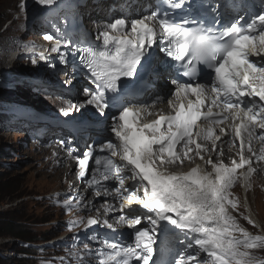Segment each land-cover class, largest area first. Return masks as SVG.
<instances>
[{"label": "snow or ice", "instance_id": "1", "mask_svg": "<svg viewBox=\"0 0 264 264\" xmlns=\"http://www.w3.org/2000/svg\"><path fill=\"white\" fill-rule=\"evenodd\" d=\"M231 2L234 6L235 0ZM34 3L51 6L54 0H34ZM198 3L209 7L207 0H198ZM185 6L188 14L177 16L176 10L183 13ZM20 7L25 9L26 3H21ZM192 7L191 0H160L155 10L131 20L130 25L124 18L107 21L97 35L98 40L102 37L100 45L75 47L71 53L61 51L59 44L51 49L58 53L57 59L61 64L68 63L69 54L74 59L79 54L80 65L87 69L95 85L87 104L94 105L99 116L105 115L108 96L113 94V106L120 107V110L111 114L109 127L119 144L112 139L104 141L99 150L108 154L98 156L95 165H101V160L105 162L102 179L108 181L111 178L118 182L112 191L119 194L123 189L129 193L123 196L121 209L136 204L148 213H154V216H144L149 222L148 228L135 227L142 224L141 216L136 214L138 209L129 208L131 218L119 216L117 224L126 223L134 230V246L118 248L115 244L110 245L114 251L101 264L109 261L115 264H132L133 261L149 264L155 233L161 221L179 229L189 240L175 264H201L202 261L203 264H257L248 252L240 249L264 247V236L251 235L228 211L229 205L233 209L237 207L236 201L229 198L231 193L228 191L236 179V170L249 164L251 159L243 155V140L239 163L233 161V167L212 163L210 157L206 160L212 164L215 178L211 173L200 171L199 166L183 175L166 174L161 170L181 158L177 154V146L184 156H188L193 151L190 146L195 145V155L204 160L201 152L205 149L197 140H212L215 149V141L221 137L213 135V126L229 119L224 113H231L233 120L240 121L234 129L235 137L247 134V151L253 156L256 153L250 145L256 128L264 129V9L250 20L237 14L230 23L222 26L221 10L212 5L209 7L212 25L206 26L202 18L190 15ZM52 38L51 34H45V39ZM68 47L66 42L64 48ZM253 56L260 59L253 61L250 59ZM39 59L48 60V57L41 53ZM32 63L36 64L37 59L33 58ZM161 64L174 77L171 80L175 86L173 94L177 97L194 95L196 100H189L186 108L182 105L173 116H161L140 127L135 122L137 113L125 106L128 97L121 89L128 85V81H122L119 86L118 82L122 77L134 79L138 73L159 76L157 66ZM201 65H206L212 73L211 78L203 83L200 82ZM84 91L87 94L89 89ZM206 95H210L211 104L206 112H202ZM76 107L80 111L79 106ZM214 107L220 112L214 113ZM81 114L88 120L99 122L87 111ZM201 119L207 121V127L197 124ZM162 125H166V129L162 130ZM220 132L224 133L225 129L221 127ZM258 139L264 141V132ZM92 155L89 148L82 157H77L80 177L85 175ZM116 156H119L120 163L111 158ZM257 159H264V154ZM125 171L131 175H123ZM252 171L254 169L250 166L244 178L247 179ZM126 179L133 181V191L129 192L124 187ZM94 180L95 177L87 183L92 184ZM103 191L106 195L111 194L108 187ZM141 191L142 196L139 195ZM103 223L109 229L114 227L108 220ZM95 224L97 220L89 218L86 227ZM234 232H239L240 236H234ZM201 252L207 255L200 257Z\"/></svg>", "mask_w": 264, "mask_h": 264}, {"label": "rangeland", "instance_id": "2", "mask_svg": "<svg viewBox=\"0 0 264 264\" xmlns=\"http://www.w3.org/2000/svg\"><path fill=\"white\" fill-rule=\"evenodd\" d=\"M21 3H26L23 10L20 7ZM87 5L90 8L94 4ZM45 8L48 6H38L34 0H0V113L10 114V110L17 106L15 104L22 101L38 107V112L45 117L52 116L57 111L62 113L63 110H67V103L59 105L56 103L58 110L54 106L56 99L70 100L63 89L73 88L72 84L76 80L74 75H69L68 82L67 79H63L67 76L65 73L48 70L44 76L34 80L35 84H30L29 80L30 75L35 72V64L32 63L33 58L29 55L28 49L41 44L39 42L42 36H39V33H45L46 21L52 22L43 15L48 13ZM59 12L63 14L62 11ZM33 13L42 14L34 16ZM49 16H52V13ZM28 29L32 30L35 36H32ZM21 34L23 36L19 39L20 47L9 48L8 40L10 39L9 43L14 47V37ZM44 43L50 46L48 39ZM9 92H12V95H9ZM84 94L85 92L79 97H73V100H88ZM17 120L16 116L9 115L4 118L0 114V264H79L84 258L87 259L81 264H88V259L96 261L93 246L95 242L88 241L86 236L76 237L69 233L78 224L80 214L71 216L74 212L71 211L74 200L70 199V191H66L64 187L69 186L68 182L73 176L76 178V168H68V164L65 168L62 165L64 163H61L62 175L58 174L59 169L55 167L59 163L56 162L58 158L51 162L50 153L48 156L44 154L43 149L49 146L66 154L64 150L54 146L56 139H62V136H57L56 139L49 138L48 141L44 137L33 138L24 129L10 126ZM206 152L207 149L201 153ZM208 152L214 151L209 148ZM71 161L67 159V163ZM203 166L207 170H213L212 165L204 163ZM233 166L232 163L228 168ZM253 166L258 171L264 169V165ZM69 170L71 171L68 172ZM246 170L244 167L236 170V179L228 189L231 193L229 198L239 205L244 202L243 196H246L259 223L256 227L250 226L249 221L245 219L247 220L245 224L250 227L247 230L245 226V230L253 236H261L259 229L264 231V175L258 173L256 177L254 174L249 176L247 179L250 181L249 186L243 192L241 177L242 172ZM92 174L91 180L98 177L94 176L95 169ZM75 203V210H79L81 205L78 201ZM233 210L238 209L228 207L230 213ZM18 233L24 234L16 236ZM233 235L239 237L240 233L235 235L234 232ZM56 238L63 240L50 245ZM30 247L32 248L29 249L30 255L21 253V250ZM240 251L248 252L257 262L264 252V247L241 248ZM202 255L206 256V253L201 252L200 257Z\"/></svg>", "mask_w": 264, "mask_h": 264}, {"label": "bare ground", "instance_id": "3", "mask_svg": "<svg viewBox=\"0 0 264 264\" xmlns=\"http://www.w3.org/2000/svg\"><path fill=\"white\" fill-rule=\"evenodd\" d=\"M88 3L89 4H94L93 7H90L89 8V6L87 5ZM120 3L123 6H126L127 5L124 2H122V1ZM63 5H68L70 7H76V6H78L85 15H88L91 18H95L96 20L105 21V20H107L109 18H112V19L115 18L114 16H112V14H110V0H57V1L54 0V4L53 5L48 6V8H45V9L48 10V13L45 14V15L48 16L53 11H59V10H62L63 11L64 10V8H62ZM68 9H70V8H68ZM95 10L97 11V13L95 12ZM16 11H18V10H16ZM52 15H53V13H52ZM22 36L23 35L21 34L20 36H15L14 37V41H15L14 47H12L10 45V43H9L10 42V39H9L8 40V44H7L8 47L9 48H18V47H20L19 39ZM35 49L37 50L35 53L28 52L29 55L32 56V58H36L37 59V63L34 66V71L35 72L32 73V74L34 76H36V77H42L48 71V70H46L47 69L48 62H47V60H41V59H39V56H40L41 53H43L49 59V58L52 57V52L50 51L47 54V49L48 48H46V50H44L45 49V46H40V45L39 46H36ZM71 74H74V73L71 72ZM30 77H31V75H30ZM78 78L80 79V77H78ZM49 79H51V78H49ZM63 79H67L68 82L70 81L69 75H67L66 77H63ZM29 80H30L31 83H34L33 79L29 78ZM147 85H149V84H147ZM80 93H82V91H77L76 90L74 96L79 97V94ZM84 96L90 97V95L88 93L87 94L85 93ZM56 103L58 105H59V103H67V110L66 111H68L70 113V115H72V116H74L75 114L72 113L71 110L73 109V112L75 110H77V107H76L77 105L80 108V112L87 111L89 108H91V107L94 106V105H88L87 104V101H82V102L77 101L76 103H72L71 101L65 100V99L57 100ZM88 113L90 115H93V114H95L97 112H96V110H93L92 109ZM142 113H143V110H141V114ZM57 115L58 114H56V112H55L54 113V116H57ZM35 116H36V118H35L34 124H31L30 125V128H32V127H43V126H46L47 127V125H45V122H50L51 124H54V127H53V129L51 131H49L47 133V138H56L57 136H62L64 134V132H62V130L58 127V125L53 122V119L48 118V117H45V116H40V115H35ZM98 121H100V118L99 117H98ZM93 123L96 124L97 122L95 120H93ZM62 128L65 129L64 126ZM234 129H235V126H233L232 129H228L229 135L234 136V138H231V139L225 138V140L220 145V147H221L220 149H218L215 152H208L207 151L204 154L201 153V155L203 157H205V160H201L199 156H196L195 155V153H193L192 155H189L188 154L187 158H184L181 162L176 163V165H169L167 167L168 168V173L167 174L183 175V174H186L187 172L191 171V169L193 167L199 166V170L200 171H202V172H210L211 175H212V177L215 178L216 173L213 172L214 170H211V169L207 170L203 166V163H201V161L202 162L204 161V163H206V160L210 157L211 160H212V163L218 164V163H221L222 162L225 166L227 165L228 162L232 163V161H234V159H235V157H234L235 154L232 152V149L230 150L228 147L231 146L233 148L234 145L239 146L238 141L241 138H243V137H247V135H245V134H241V138L235 137ZM103 132H104V130H103ZM94 137H96V136H94ZM246 141L247 140H244V144H245ZM116 142L119 143L118 140ZM63 143H65V142L63 141ZM58 144H60V143L58 142V140H56L55 143H54V146L56 148H58V149L61 150V148H60V146ZM43 150H44V154H47V156H48V153L51 154V155L49 154V156H50L49 158L50 159L52 158L50 160L51 162L52 161L54 162V159L55 158H58V160L56 162H59V163L55 166L56 168L59 169L58 174L61 173V175H62V172L61 171H63V170L61 169V163H64L62 165L65 168H66V164H68V168H73L74 162L71 161V163L70 162L67 163V159H69V158H68V156L66 154H63L62 152L57 151L56 149H54L51 146H49L47 148H44ZM253 150H254V148H253ZM247 152H248L247 151V148L244 147L243 155L245 156ZM254 152L256 153V155L254 156V164L253 165H259V164L260 165H264V159H257V157L259 156V154H260L261 151L260 150H258V151H255L254 150ZM238 153H239V151H238ZM213 158H214V160H213ZM221 158H222V160H221ZM239 160H240V154H239ZM206 164H209V163H206ZM209 165H212V164H209ZM72 170H74V169H72ZM260 172L263 173L264 172V169L263 170H260ZM92 173H93V170L90 169L89 170V176L90 177L92 176ZM98 173H99L98 171H95V174H98ZM244 176H243V178H244ZM244 180H245V178H244ZM68 185L69 186H65L64 187L66 191H68L67 189H73V188H75V181H74V178L73 177L68 182ZM245 187H246V182L244 181L243 190H245ZM79 189H81V187H79ZM97 193H99V195ZM96 195H97V197H95ZM72 198H73V196H72ZM104 199H105L104 192L99 187H96V188H92V189H90L88 191L86 190L84 192V194L80 197V202L85 205L84 206V211L87 214H89L91 217H93V219L98 218L101 222H103L104 220H108V222L109 223H112L114 226L115 225H122L126 230H131V228H129L128 225L127 226L124 225L125 223L124 224H117L116 223V219L117 218L113 217V213L111 212V209L109 208L110 204L107 203V202H103ZM247 204L248 203H246V206L248 208L249 220L252 221V223H250V224H252V225H254V227H256V225L259 222L257 221V218L254 216V214L252 212V208L249 206V204L248 205ZM122 210L123 211H126L125 214H126V217L127 218H131L130 215H129V211H127L126 208H123ZM136 214L139 215V213H136ZM244 229H246V228L244 227ZM80 233H82V232H80ZM89 262L90 261L88 260V263Z\"/></svg>", "mask_w": 264, "mask_h": 264}, {"label": "clouds", "instance_id": "4", "mask_svg": "<svg viewBox=\"0 0 264 264\" xmlns=\"http://www.w3.org/2000/svg\"><path fill=\"white\" fill-rule=\"evenodd\" d=\"M244 216H246L247 217V220L249 221V216H248V214L246 215V214H244ZM244 216L243 217H240V218H236V220H237V223L239 224V226L240 227H242L243 228V226L245 227V226H247V230H249L250 229V227L247 225V224H245V222H247V220H245V218H244ZM244 224V225H243ZM250 224V223H249ZM250 226H254V225H252V224H250ZM259 228H260V226H259ZM259 231H260V235L261 236H264V231H262V229L260 228L259 229ZM239 232H235V235L236 234H238ZM57 239V238H56ZM32 249V248H31ZM31 254V253H30ZM29 254V255H30ZM26 255V254H25ZM84 260H85V258L83 259V261L82 262H84ZM82 262H80L79 264H81ZM261 262H264V252H262L261 253V258L257 261V264H261Z\"/></svg>", "mask_w": 264, "mask_h": 264}, {"label": "trees", "instance_id": "5", "mask_svg": "<svg viewBox=\"0 0 264 264\" xmlns=\"http://www.w3.org/2000/svg\"><path fill=\"white\" fill-rule=\"evenodd\" d=\"M9 95H12V92H9ZM22 234H24V233H18V234H16V236H22ZM18 238H20V237H18ZM30 248H27V249H24V250H21V253H24V254H30V250H29Z\"/></svg>", "mask_w": 264, "mask_h": 264}]
</instances>
